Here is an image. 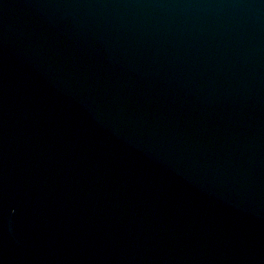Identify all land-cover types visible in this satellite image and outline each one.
<instances>
[{"label": "water", "instance_id": "water-1", "mask_svg": "<svg viewBox=\"0 0 264 264\" xmlns=\"http://www.w3.org/2000/svg\"><path fill=\"white\" fill-rule=\"evenodd\" d=\"M0 264H264V0H0Z\"/></svg>", "mask_w": 264, "mask_h": 264}]
</instances>
